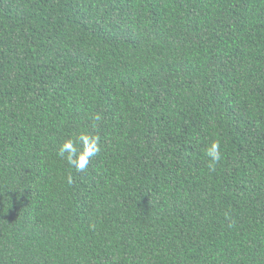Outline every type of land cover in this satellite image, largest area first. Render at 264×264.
<instances>
[{"label":"trees","instance_id":"1","mask_svg":"<svg viewBox=\"0 0 264 264\" xmlns=\"http://www.w3.org/2000/svg\"><path fill=\"white\" fill-rule=\"evenodd\" d=\"M0 264H264V0H0Z\"/></svg>","mask_w":264,"mask_h":264},{"label":"clouds","instance_id":"2","mask_svg":"<svg viewBox=\"0 0 264 264\" xmlns=\"http://www.w3.org/2000/svg\"><path fill=\"white\" fill-rule=\"evenodd\" d=\"M93 119L99 121L101 117L96 114ZM100 151V136L91 132H82L74 138L65 140L58 149V155L76 172H84L90 160ZM205 155L209 161V171L214 172L223 159L221 142L214 139L205 149ZM68 182L72 183L71 175L68 177Z\"/></svg>","mask_w":264,"mask_h":264}]
</instances>
